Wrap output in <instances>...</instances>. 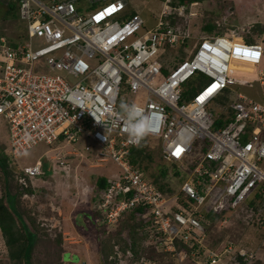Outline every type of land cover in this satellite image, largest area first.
Wrapping results in <instances>:
<instances>
[{
  "label": "built area",
  "instance_id": "obj_1",
  "mask_svg": "<svg viewBox=\"0 0 264 264\" xmlns=\"http://www.w3.org/2000/svg\"><path fill=\"white\" fill-rule=\"evenodd\" d=\"M79 3L19 0L26 37L15 46L0 37V117L7 122L12 157L44 142L57 149L50 159L55 162L81 154L63 148L84 137L100 148L95 166L110 159L120 168L94 200L107 225L144 204L162 236V251L176 264H263L255 251L231 242L210 246L206 229L208 213L242 204L264 223L262 40L247 42L236 30L204 36L191 56L164 66L160 52L184 36L168 27L148 37L138 30L137 17H124L121 0L83 12ZM170 3L164 0L163 14L174 10ZM34 38L42 42L35 49ZM190 80L194 89L185 99ZM128 92L131 101L124 98ZM121 104H135L151 117V131L138 144L129 141ZM151 141L163 165L174 166L181 179L170 196L179 205L171 212L163 210L167 199L139 161H130L139 145ZM41 166L38 160L24 172L39 175ZM139 264L158 263L141 257Z\"/></svg>",
  "mask_w": 264,
  "mask_h": 264
},
{
  "label": "rangeland",
  "instance_id": "obj_2",
  "mask_svg": "<svg viewBox=\"0 0 264 264\" xmlns=\"http://www.w3.org/2000/svg\"><path fill=\"white\" fill-rule=\"evenodd\" d=\"M128 1L133 9H137L140 12L141 17L145 22V28L151 29L155 23V15H157L161 8L159 1ZM223 1L206 0L203 3L192 7L191 15L177 20V23H179L180 26L189 29V44L195 42L197 38L201 37V31L198 29L199 27L208 23L216 24V22H220L222 26L218 29H221L220 32H224L226 29L236 30L237 27H240L241 30L244 29L246 31L243 36H248L251 40L255 41L256 39H260V36H262V45L264 46V32L262 34L261 28H259L260 26L257 28L255 25L254 28H256L253 29V24L259 22L263 23L262 16L264 17V0H240L246 6L251 5L252 11L255 10V4L257 7L262 4V15L259 12L260 16L258 18L255 14H252L250 8H244L240 3H237V0H233L231 3L229 0ZM88 6L89 5L85 4L82 6V9L87 10L91 8ZM229 6H232V8L228 10ZM230 10L231 12H229ZM232 11L234 12L232 13ZM17 21L19 24L15 21L14 11L8 10L6 4L0 0V37L12 36V38L17 41L19 39L18 35L20 33V29L24 30L21 25L23 22L19 20ZM222 21L225 23L222 24ZM23 28H25V26H23ZM249 28L251 33H248ZM254 34L258 35L254 36ZM41 45L42 42L40 39H33V49L38 48ZM172 54L181 57L184 56V54H182V49L177 52H172ZM261 69L264 71V62ZM124 98L131 101L133 100L134 95L128 92ZM8 140L9 130L7 128V122L0 117V152L4 153L6 159L8 160L7 170L9 171L7 176L8 182L5 187L8 194L15 197L14 205L16 210L24 216L26 213H29L30 216L35 215L37 216V220H41L43 218L44 222H49L50 228L55 227L57 231L58 228H62L61 242L63 247L61 246V250L60 246L55 243L43 240L39 237L36 242V251L33 254L31 263L55 264L56 257H58L60 251L64 249L70 251L72 254L79 253V255H81L85 253V256L83 255L86 260L84 264H103L102 260H100L98 256V248H100V246L97 244L95 235L98 231L102 234V236L108 234L118 223L119 217L113 224L107 225L106 228H104V231H100L101 227L99 226V223L96 222L99 227L94 228L93 224L89 223L85 217H80V215H78V217H75V220L79 222V224H76V221H74L79 231L84 232H82V235H78L75 227L71 225V217L73 219L74 214L81 210L89 211V208L87 209L84 204H91V199L96 193L94 181L98 175L95 173L99 172L104 174V176L109 177L112 174L118 175L120 173V168L108 159L105 163L100 164V168L91 169L89 166L94 164V155L97 150L100 151V148L97 149L96 145L84 137H80L78 139V143L73 146H66L65 148L66 150H77L81 154L78 156H65L63 159L61 158L55 162L50 159L52 156H55L57 149H49L51 146L44 142L38 143L18 158L13 159L10 154ZM144 144L145 147L142 156L149 153L151 154V158L145 160L143 159V161L140 162V167L144 169L146 176L151 179L158 173V166L161 164V155L158 152V145L156 141ZM85 148H87V150ZM42 153L45 154V161H47V164L53 165L54 168L46 170L44 173L46 176H41L36 180H32V184L34 186L32 190L33 193H26V195L23 196L21 195V191L16 183V180L18 181L19 173L23 174V168L32 165ZM59 157H62L61 153ZM175 180H177V178H175ZM3 184L4 182L2 181L0 174V197L2 198L4 204H7L6 196L3 193ZM78 184L82 186V189L78 188V191H76V186ZM173 185H177V183H173ZM78 196L79 198L77 199ZM172 204L173 202L170 201V205ZM167 206L168 205L166 204V207ZM47 211L49 215L44 214V212ZM85 225L88 228L86 231ZM206 229L208 234V243L210 246L217 247L223 241L230 240L236 244H240L241 247L243 246L246 249L248 248L256 251L264 264V223L260 224V222H257L256 216L252 213V211L247 209L246 205L242 204L241 207H238L229 214L216 218V220L211 221L206 226ZM149 243H152L151 239L145 241V244ZM75 258L79 259L81 256L72 257L67 254L65 262L76 263L78 261H76ZM130 258L131 257H128V255H124V258L119 261L118 264H139L138 262H130ZM167 258L168 257L164 260L171 261V259ZM173 260L175 261L174 258ZM0 264H10L6 255L1 251V248Z\"/></svg>",
  "mask_w": 264,
  "mask_h": 264
},
{
  "label": "trees",
  "instance_id": "obj_3",
  "mask_svg": "<svg viewBox=\"0 0 264 264\" xmlns=\"http://www.w3.org/2000/svg\"><path fill=\"white\" fill-rule=\"evenodd\" d=\"M8 10L14 11L15 21L19 24L18 12H17V0H2ZM80 1H86V0H80ZM175 4L182 5V4H190V3H203L206 0H173ZM209 1V0H208ZM241 2V1H240ZM96 3L91 4V7L96 6ZM81 11V9H79ZM22 22V21H21ZM22 29L23 28V24ZM258 28H261V32H263V25L262 24H255ZM220 27L216 26L215 23L211 24H204L203 29L208 33H215L220 32L218 30ZM256 28V27H255ZM253 26V29H255ZM227 30V29H226ZM223 33V31H221ZM225 32V31H224ZM260 33V32H259ZM244 34V33H243ZM258 34H254V36H257ZM260 35V34H259ZM7 37V36H6ZM19 40H22L26 37L25 29L21 30L18 35ZM10 40L15 46V39L12 38V36H8L7 40ZM246 41L251 42V40L248 36H245ZM14 41V42H13ZM182 54L184 56L186 55V52L182 50ZM181 58V56H179ZM177 58L174 57L173 61H176ZM172 60L165 61L169 66H172L173 63ZM185 92L183 95V98H187L188 95L192 94V91L194 89L193 81L190 80L186 83L184 86ZM217 124H221V122H217ZM144 147L145 144L139 145L130 161L132 163H135L136 161L142 162L143 159H150L151 154L147 153L145 155L148 156H142L144 153ZM8 160L5 157V154L0 152V174L2 177L3 184V193L6 196L7 204H4L2 198L0 197V248L3 254L6 255V258L10 264H32L31 259L33 257L34 252L36 251V242L39 237H41L43 240H48L49 242H53L56 245L63 247L62 244V234L61 230L62 228L57 229L50 228L49 222H44L43 218L41 220H37V216H30L29 213H26V215H21L18 210H16L14 202L15 197L13 195L8 194V191L6 190V184L8 182L7 176L9 174V171L7 170ZM173 167L172 165H161L158 166V173L157 175H154V182L157 185L164 184L165 180L168 179L170 183H172V180L174 176H177L178 173H173ZM180 179L176 180L174 183H179ZM96 191L102 190L107 185V180L102 176H97L94 181ZM178 185V184H177ZM26 192V190H24ZM30 191V192H29ZM164 191L166 194H171L172 189L169 187L165 188ZM28 193H33L30 188L28 189ZM92 198L91 202L93 203L95 200ZM130 195H128L129 197ZM91 203V204H92ZM179 203V202H178ZM176 201L175 208L179 205ZM90 204V205H91ZM247 205H250L252 207V210H256V203L251 200L248 201ZM90 207V206H89ZM44 214H48L47 212H44ZM84 214L85 218L93 224V227H101L100 231H104L107 226L105 223L104 215L101 214L100 211H93L92 209H89V211H83L79 212V215ZM49 217V216H45ZM220 216H217V218ZM103 219L102 222L96 224V219ZM210 218V216H208ZM112 227V226H111ZM86 228V225H85ZM88 230V229H86ZM54 236H53V235ZM152 235L153 242L149 244H145V241L148 240L149 236ZM53 238H52V237ZM160 234H156L153 232L152 229V223L151 218L149 217L147 213V207L144 204H139L138 206L128 209L125 212H123L119 216V221L116 224V226L105 236H102V234L98 231L95 235L97 244L100 246L98 248V256L100 260H102L103 264H118L119 260L117 258V251H120L122 254H126L128 251L131 253L130 262L134 263L137 262L140 257H145L149 259H153L158 264H176V262L173 260V255H168L166 253H163L157 245V242L160 239ZM179 247H183L186 251L190 252L191 248L188 245L181 244ZM65 254V255H64ZM81 256V258H75L76 263L72 262H65L66 256ZM78 254V255H76ZM85 253L79 255V253L72 254L68 250H62L60 251V254L58 257H56L55 264H84L86 262L85 260ZM166 257L167 259H171V261L164 260Z\"/></svg>",
  "mask_w": 264,
  "mask_h": 264
},
{
  "label": "clouds",
  "instance_id": "obj_4",
  "mask_svg": "<svg viewBox=\"0 0 264 264\" xmlns=\"http://www.w3.org/2000/svg\"><path fill=\"white\" fill-rule=\"evenodd\" d=\"M19 0H17L18 2ZM107 1H112V0H95V1H89V0H86V1H80V3L78 4L77 6V10L79 11V9H81V11L79 12H83V11H88L92 8H95L96 6L104 3V2H107ZM116 1V0H113V2ZM123 2V7H124V10H123V14H124V17L127 18V19H130L132 18L133 16L134 17H137L138 20L140 21V27L138 30H140L141 33H144V32H148L149 35L148 37H150L152 34H154V31L156 30H159L160 32H163L165 31L168 27H171L174 32L176 34H179L181 36H184L183 39H181V41L175 43L174 45L170 46V45H165L163 50L160 52L162 53L161 57H160V62H162L165 66V61H168V60H172L173 61V58L176 57L177 60L176 61H173L174 62H177L179 60H183V59H186L187 57L191 56V53L192 51L194 50V47L195 45L201 40V38H203L204 36H210V35H225L227 33H229L230 30H234V29H227L225 32H215V33H208L206 32L204 29H203V26L199 27L198 29L201 31V37L197 38L195 42L189 44V39H190V31L189 29H187L186 27H183V26H180L179 23H177V20L179 18H185L186 16L188 15H191V10H192V7L198 5L197 3L193 2V3H190L189 5L188 4H182V5H177L174 3L173 0H171V6L174 7V10H171V12L169 14H163V6H164V0H157L159 1L160 5H161V8H160V11L157 13V15H155V18H154V25L151 29H146L145 28V22H144V19L141 17L140 15V12L137 10V9H133L131 7V4L128 0H121ZM223 1V0H221ZM84 2V3H83ZM224 2V1H223ZM232 1H230L231 3ZM82 3V4H81ZM93 3H96L97 5L94 6V7H91V4ZM237 3H240L244 8H250L251 10V5L250 6H246L245 4H243L242 2L238 1ZM85 4L89 5L88 7H91L87 10H83L82 9V6H84ZM229 4V3H228ZM230 5V4H229ZM180 7V8H179ZM18 8H19V5L17 4V12H18V16H19V11H18ZM179 8V9H177ZM232 6H229L228 10L231 9ZM252 11V10H251ZM231 12V10L229 11ZM234 11H232L233 13ZM20 19V17H19ZM21 20V19H20ZM161 24H159V22H161ZM225 22L222 21V24H224ZM256 24V23H255ZM255 24H253V26H255ZM257 24H260V23H257ZM216 26L218 27H222L220 22H216L215 24ZM224 26V25H223ZM160 27V29H158ZM263 30V29H262ZM236 31L243 36V33H246V31L244 29H240V27H237L236 28ZM248 33H251V30L250 28L248 29ZM263 34V32H262ZM244 37V36H243ZM262 42H263V39H262V36H260ZM245 38V37H244ZM7 39V37H6ZM256 40H259V39H256ZM9 43L11 42L9 39H8ZM20 40L18 39L17 41H15L16 43L19 42ZM254 41V40H253ZM248 42V41H247ZM12 43V42H11ZM184 50L186 52V55L183 56V57H179L175 54H172V52H177L178 50ZM173 57V58H172ZM172 63V64H173ZM171 67V66H170ZM121 109H122V112H123V126H124V129L125 131L127 132L128 134V138H129V141L133 144H138L147 134H149V132L151 131V117L147 114H145L143 112V110L135 105V104H121ZM78 143V142H77ZM147 144V143H146ZM73 146V145H72ZM66 146L63 148L65 149ZM50 149V148H49ZM151 149V148H149ZM71 153L72 152H76V153H80L79 151H76V150H71L70 151ZM21 156V155H20ZM71 156H78V155H71ZM12 157V155H11ZM13 158V157H12ZM18 158V157H17ZM13 159H16V158H13ZM40 160L42 162V166H41V172L39 175H35V176H29L28 174H26L24 172V169L27 168V167H31L35 164L36 161ZM45 165H46V168H45ZM93 166H95L94 164H92ZM91 165V166H92ZM161 165H163V160H161ZM167 165V164H166ZM91 166H89L90 168H92ZM96 166H101L100 164L99 165H96ZM52 169L51 167H49L47 165V161H45V154L42 153L38 159H36L34 161V163L32 165H29V166H26L23 168L22 172L23 174L19 173V176H18V181L16 180V183L21 191V195L25 196L26 193L27 194H31V193H28V189L30 188V190H33V184H32V180H36L37 178L39 177H43V176H46L44 175L45 171L46 170H50ZM146 174V173H145ZM159 174V173H157ZM114 175V174H112ZM110 175L109 177H104L106 180H107V185H108V181L109 179L111 178ZM103 177V176H102ZM150 177V176H149ZM151 178V177H150ZM175 178H177L176 176H174L173 180H172V183H170V181L168 179L165 180L164 184L162 185H157L155 182H154V178H151L149 179L147 177V179L153 181L154 185H156L159 190L162 192V194L164 195V197L167 199V201L164 203V206H163V210H164V207H165V210L167 212H171V211H174L175 209V203L176 201L171 198L170 196L178 190V187H179V183L181 182V179H180V182L177 183L178 185H173V183L176 181ZM178 180V179H177ZM31 182V184H30ZM175 184V183H174ZM95 185V184H94ZM106 185V186H107ZM84 187V186H83ZM96 187V186H95ZM169 187L170 189H172V193L171 194H166V192L164 191L165 188ZM77 189V188H76ZM82 189V188H81ZM104 189V188H103ZM102 189V190H103ZM26 190V192L24 191ZM77 191V190H76ZM101 190L99 191H96V196L95 198L97 197L98 193L100 192ZM30 192V191H29ZM79 198V196L77 197V199ZM94 198V197H92ZM92 200V199H91ZM170 201L173 202L172 205H170ZM178 203V201H177ZM166 204L168 205L166 207ZM146 206V205H145ZM94 202L90 205V209H92L93 211L94 210ZM147 207V206H146ZM125 212V211H124ZM147 213L149 215V217L151 218V223H152V229H153V232H155L156 234H160V232H158L155 228V226L153 225V222H152V217L151 215L149 214V211L147 209ZM230 212H223V213H218V214H211V213H208V215L206 216L207 217V222L209 224V222L213 221V220H216L217 216H220L222 217L223 215L225 214H229ZM122 214V213H121ZM120 214V215H121ZM208 216H210V218H208ZM98 219V218H97ZM96 219V220H97ZM89 222V221H88ZM90 223V222H89ZM97 224V223H96ZM207 226V225H206ZM86 231V229H85ZM84 233V232H83ZM153 236L150 235L148 239H151L152 242H153ZM160 239H158L159 241L157 242V245H158V248L162 251V244H161V234H160ZM227 242H231L232 244H234L235 246H241L240 244H236L230 240H225L223 241L222 243L220 244H224V243H227ZM219 244V245H220ZM219 245L216 247L218 248ZM243 247V246H242ZM248 249V248H247ZM249 250H253V249H249ZM254 251V250H253ZM128 252V251H127ZM127 252L126 254H122L120 251H117V258L119 261H121L123 258H124V255H127ZM163 252V251H162ZM256 252V251H255ZM129 253V252H128ZM163 253H166L168 254L167 252H163ZM131 255V253H129ZM128 257H131L128 255ZM141 258V257H140ZM139 258V259H140ZM175 259V257H173ZM257 258L258 260H261L259 258V254H257ZM139 259H138V263H139ZM149 259V258H147ZM262 262V260H261ZM221 264H237V263H234V262H230L229 260H226V262L224 263H221Z\"/></svg>",
  "mask_w": 264,
  "mask_h": 264
},
{
  "label": "crops",
  "instance_id": "obj_5",
  "mask_svg": "<svg viewBox=\"0 0 264 264\" xmlns=\"http://www.w3.org/2000/svg\"><path fill=\"white\" fill-rule=\"evenodd\" d=\"M229 1H233V0H229ZM237 1H240V0H237ZM253 1V0H252ZM253 3H255V2H253ZM255 6V10L254 11H252V14H255L256 15V17L258 18L259 16H260V13H261V15H262V11H263V8H262V4H261V6H256V4L254 5ZM260 12V13H259ZM255 15H251V16H255ZM256 17H254V18H256ZM262 21H263V23H261V22H259L260 24H262L263 25V32H264V17L262 16ZM245 70H249V68H244ZM64 151H68V152H70L71 150H64ZM77 151V150H76ZM92 168L91 169H96V168H100V166H91ZM96 175H98V176H103V177H105L106 178V176H104V174H102V173H95ZM76 188H77V191H78V188H82V186H80V184H78L77 186H76ZM84 205H86V207H87V209L89 208L90 209V203H87V204H84ZM84 210H81V212H83ZM80 212V211H79ZM79 212H77V213H75L74 214V216H73V219H72V217H71V222H72V224L71 225H73V227H75V229L77 230V233H78V235H82L83 233V231H79V229H78V227L75 225V217L77 216L78 217V215H79ZM80 217H85L84 216V214H82V215H80ZM75 220V221H74ZM76 224H79V222H77L76 221ZM86 229H88L87 228V226H86Z\"/></svg>",
  "mask_w": 264,
  "mask_h": 264
},
{
  "label": "snow or ice",
  "instance_id": "obj_6",
  "mask_svg": "<svg viewBox=\"0 0 264 264\" xmlns=\"http://www.w3.org/2000/svg\"><path fill=\"white\" fill-rule=\"evenodd\" d=\"M251 55H252V56H257L258 54H256V53H252ZM215 87H216V85H213V88H215ZM208 91H209V92H211V91H212V89H209ZM199 99H200V100H203V99H204V97H203V96H201V97H199ZM181 150H182V149H179V148H178V149H177V152H176V154L178 155V154H179V152H180Z\"/></svg>",
  "mask_w": 264,
  "mask_h": 264
},
{
  "label": "bare ground",
  "instance_id": "obj_7",
  "mask_svg": "<svg viewBox=\"0 0 264 264\" xmlns=\"http://www.w3.org/2000/svg\"><path fill=\"white\" fill-rule=\"evenodd\" d=\"M3 38H6V37H3ZM244 68H245V67H244ZM244 68H243V69H244ZM246 71H248V72H249V71H250V69H249V70H246ZM250 79L252 80L253 78H250Z\"/></svg>",
  "mask_w": 264,
  "mask_h": 264
}]
</instances>
